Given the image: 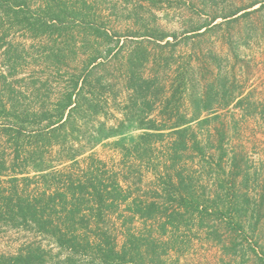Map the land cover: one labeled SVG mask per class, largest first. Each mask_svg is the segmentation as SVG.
<instances>
[{
	"label": "rangeland",
	"instance_id": "obj_1",
	"mask_svg": "<svg viewBox=\"0 0 264 264\" xmlns=\"http://www.w3.org/2000/svg\"><path fill=\"white\" fill-rule=\"evenodd\" d=\"M13 6L20 18L0 8V156L16 138L3 125H23L20 143L34 147L73 92L77 109L52 133L61 148L119 129L88 153L132 195L101 223L120 264H264V0ZM153 124L163 130L140 128ZM100 246L73 254L34 229L0 228V253L40 250L45 264H103Z\"/></svg>",
	"mask_w": 264,
	"mask_h": 264
},
{
	"label": "trees",
	"instance_id": "obj_2",
	"mask_svg": "<svg viewBox=\"0 0 264 264\" xmlns=\"http://www.w3.org/2000/svg\"><path fill=\"white\" fill-rule=\"evenodd\" d=\"M17 1L0 0L2 12L20 18L13 6ZM167 37L164 34L163 38ZM77 86L78 83L74 88ZM82 87L78 88V93H81ZM73 96V92H70L63 99L64 102L57 103L58 120L48 123L50 131L47 130L46 137L41 138L40 143L41 139H38L34 147L20 143L23 125H3V133L10 136L11 130L15 129L16 138L14 150L7 156H0V228L10 225L34 229L49 235L60 247H65L73 254L86 253L88 249L106 243L107 247H98L102 252V263L120 264L126 261L124 254L116 251L112 245L116 243V237L108 233L101 223L106 221L112 208L127 202L132 195L124 189L117 172L108 169L103 159L97 158L92 152L88 153L101 139L117 135L119 129L111 128L103 135H91L85 145L81 143V148L72 153L61 148L62 145L55 141L52 133L65 126L77 109L78 101ZM33 112L35 116L41 114L42 120L46 116V111ZM125 120L126 117L119 122L121 127L125 126ZM182 125L173 128L180 132L182 129L179 127ZM140 128L163 130L154 124ZM156 134L161 133L143 131L137 137L151 138ZM120 142L114 141V144ZM45 150L57 153L54 163H48L50 161H47ZM147 206L152 209L150 207L154 203ZM129 208L134 209L135 214L145 216V209L139 206L138 199L133 198ZM96 229L101 231L99 235L89 234ZM42 254L40 250L20 251L9 256L0 253V264H45Z\"/></svg>",
	"mask_w": 264,
	"mask_h": 264
}]
</instances>
